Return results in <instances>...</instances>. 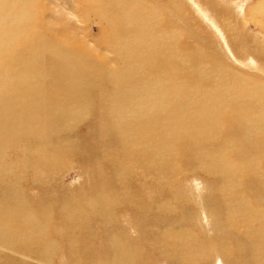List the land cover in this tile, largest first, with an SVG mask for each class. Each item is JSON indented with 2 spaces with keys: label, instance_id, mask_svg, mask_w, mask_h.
I'll use <instances>...</instances> for the list:
<instances>
[{
  "label": "bare ground",
  "instance_id": "obj_1",
  "mask_svg": "<svg viewBox=\"0 0 264 264\" xmlns=\"http://www.w3.org/2000/svg\"><path fill=\"white\" fill-rule=\"evenodd\" d=\"M40 1L0 0V182L5 185L6 191V195L0 197V264H16L11 260L12 252L21 256L23 264L32 261L38 264L52 263L49 257L51 248L46 250L49 242L44 237L50 229L49 221L41 218L32 208L30 204L35 203L31 199L26 200L22 187L26 186L27 181L40 187L36 183L41 182L43 185L50 175L69 165H78L84 170L87 155L94 151L87 145L89 142L96 146V150L104 148V153L111 149L112 153L108 151L105 157L110 159L111 155L117 163L128 157L144 158L152 168L160 169L158 171L161 173L155 169L154 177L169 185L179 180L180 176H186L181 159L183 150L188 146L194 149L195 154L190 156L194 159V168L211 174L213 170L218 171L219 159L207 152L206 143L217 141L223 132L227 134L231 126L236 127L240 147H237V155L220 161L223 178L215 191L227 204L220 207L225 226L234 232H241L255 261L263 264L264 207L245 188L251 173L256 178L253 169L261 167L257 162L264 159L263 77L260 81H247L244 75L223 65L205 49L204 52V47L199 44H191L194 57L190 59L180 51L181 55L178 54L176 42L185 34L179 28L191 20V10L184 6L186 1L75 0L82 1L83 6L79 11L71 9L73 13L86 11L87 15L83 19L90 17L100 25L103 34L95 46L104 52L101 54L95 53L78 36L71 34L72 27L68 22L46 20L43 10L40 12L39 9ZM249 12L258 16L260 12L264 13V0H258L256 6L244 12V21H249ZM73 13L70 15L78 18ZM168 17H174L175 23L165 19ZM219 19L227 31L231 22L227 19L228 24L225 25L223 17ZM198 28L188 29V35L201 37L197 33ZM263 44L264 38L263 43L259 44L261 48ZM223 50L227 56L231 49L227 46ZM109 53L114 56L112 60L107 56ZM177 58L182 61L176 62ZM249 61L252 59L249 58ZM110 64L114 66L110 67ZM250 65L253 66L251 62ZM228 73L232 77L224 78L225 82L221 83L219 76ZM170 77L179 78L181 82L176 81L169 86L161 84ZM102 80L105 85L101 84ZM212 88L215 90L210 91ZM219 89L225 95L218 96ZM96 91L102 98L103 112L100 113L96 107L97 99L93 97ZM92 119L94 124L86 132V137L77 135V138H71L78 126L92 123ZM235 144L230 137L221 141V146H230L233 151ZM252 155L253 158H249ZM76 157L82 158L83 164L75 163ZM105 157L102 161L99 159V169L103 168ZM170 168H173L172 173L168 171ZM125 172L122 171V174ZM156 181L149 191H154ZM124 194L133 198L129 192ZM7 196L13 200L8 201L5 199ZM120 197L121 201L123 196ZM133 200L129 202L133 204ZM253 201L259 206L254 205ZM129 202L127 204L131 205ZM107 204L106 207H109V202ZM157 208L165 216L175 213L173 208L170 211L168 202ZM97 217L101 219L98 224L103 227L110 222L107 220H111V217L101 214ZM209 225L206 229H209ZM75 229L79 232V226ZM121 231L124 233L123 229ZM132 233L119 234V237L117 233H103L101 242L106 253L101 255V260L92 257L87 264L135 263V256L141 250L133 248L132 243L127 244V237ZM182 237L185 241L181 244L188 239L187 243L191 245L194 240L192 232L184 228L160 233L157 242L162 240V243L157 250L165 252L170 249L168 240L178 244ZM41 238H44V246L39 244ZM68 239L70 246L79 242V237L68 235ZM96 239L97 235L94 234L92 240ZM217 243L219 247L214 258L218 256V251L219 254L223 251L225 254L221 259L231 262V244L228 248V241L221 239ZM149 248L147 246V250ZM108 249L112 254L108 253ZM178 251L160 256L174 257ZM205 251L202 249V252ZM148 252L151 254L150 249ZM208 257L211 258L210 255ZM75 263L78 264L79 259Z\"/></svg>",
  "mask_w": 264,
  "mask_h": 264
},
{
  "label": "rangeland",
  "instance_id": "obj_2",
  "mask_svg": "<svg viewBox=\"0 0 264 264\" xmlns=\"http://www.w3.org/2000/svg\"><path fill=\"white\" fill-rule=\"evenodd\" d=\"M181 2L185 3V5H183L187 7L189 11L191 10L189 14L191 20L186 21V25H182V28L181 26L180 28L178 26V28L182 29L183 33H185L183 34V36H181L180 39L178 38V42H176L177 49H179L177 51L178 54L181 55L182 53L184 57L187 56L186 58L190 59L194 57L191 44H199L204 47V52L206 50L208 53H211L213 56H215V58H217L223 65L230 67L236 72L238 71L237 73L241 75H244L243 78H245L247 81H260L262 77V79L264 80V47L261 48V45H259L263 43L264 38V13L260 12V16H258L256 14L253 15L249 12L247 15L249 21H244V17H242L245 16L244 12L247 11V9L250 10L253 8V6H256L258 0H178V3ZM39 5L40 12L43 10L44 18L46 20H51L53 22H68L72 27V31L70 33L78 36L81 40H83L87 45L86 47H91L97 54L104 53L98 50V46H95V42L98 39L102 38L103 34L100 30V25L90 17L83 19V17L87 15L86 11H81L80 14L76 12L73 13L72 11H79L83 6L82 1L41 0ZM237 5L240 6L238 7ZM240 11L242 12V14ZM70 13L77 14L78 18L71 16ZM219 17H223V20L226 21L224 22L225 25L228 24V21L231 22L230 26H228L227 31L222 25V20H220ZM260 18L262 19L261 21H256L260 20ZM165 19L169 20L171 23H175L174 17H168V19ZM190 23H192L193 25H188ZM231 24L235 25L233 28L234 31L232 30ZM194 28H198L199 31H197V33L201 37H197L195 35L194 37H190V35H188V29L190 30ZM236 36L239 38H237ZM220 40L223 42H221ZM224 46H228L229 50L231 49L230 52H228L227 56L224 53L226 51L223 50L225 49ZM179 51L181 53H179ZM107 56L111 58V60L114 58V56L110 53ZM249 58H251L252 61H249ZM175 60L176 62L182 61V59L180 58H177ZM250 62L253 64V66L250 65ZM113 66L114 64H110V67ZM226 77L229 78L232 77V75L229 73L227 75L222 74V76H219V81L221 83H224V78ZM176 81L181 82L179 78L178 80H176L175 77H170L165 78V80L161 84L169 86ZM101 84L105 85V81L102 80ZM213 90L215 89H210V91ZM95 93L96 95H94L93 97L97 99L96 107L98 113H100L103 112L102 98L99 96L98 91H96ZM223 95H225L224 91L220 90L218 92V96ZM100 100L101 103L99 104ZM91 122L92 123L89 124H87L86 122V124L84 123L82 126H78L72 132L71 138L75 139V136L77 138V135L86 137V132H88L93 127L94 119H92ZM236 135V127L231 126V129H228L227 134L223 132L222 136L219 137L217 141L206 143L207 152L214 154L219 159V165L217 167L219 168V172L213 170L212 174L206 172L203 169L201 171L194 168V159L190 158L191 155L195 154L194 149L188 146L187 149L183 150V159H181L183 162V165L181 167L182 170L185 169L184 172L186 173V176H180L181 178L179 180L169 185L160 181L159 178L157 179L156 177H154L156 176V171L158 173H161L158 171L160 169L156 167L152 168V165H150L144 158L135 156L132 159V157H128L123 158L119 163H117L111 158V155H109L110 159H107L105 157L108 151L109 153H112L111 149H106L107 151L106 153H104L105 149L103 147V150L101 149V151L96 150V146L90 144V142L87 145H90V147L94 151L89 152V154L87 155V164H83L84 160L80 157H76V159L74 160L75 163L79 162L83 164V168H85L84 170L78 165H69L62 171L55 172L54 174L50 175L49 179L43 182V185L41 182L36 183L40 184V187H37L32 182L27 181L26 186L22 187L26 200L28 201L29 199H31L35 203L30 204L32 208L36 209L38 215L41 218L43 217L45 220L49 221L48 228L50 229L46 231L44 237L47 238L49 242L47 243L46 250L48 251L51 248L50 252H52L53 254V256L51 253L49 255L51 262L53 264H72L73 259V264H77L75 263V260L78 261L79 259L78 264H87V262L92 260V257L93 259L99 258L101 260V255H104L106 253V248L102 245L104 238L103 233H117L116 236L119 237L121 234L134 232L132 233V235L127 237L129 240L126 238V240H128L127 244L132 243L131 246L133 248L139 251L141 250L143 252L140 251L135 256L136 261H134L135 263L133 264H261L260 262L255 261V256L252 254L250 246L246 244L243 234L239 231L234 232L232 230H229L225 226L222 219L223 214L220 210V207L227 204L223 202L222 197L215 191L216 186L221 183L223 178L222 163L220 161L226 159V157L231 158L237 155L236 151L237 147H240V143L238 142ZM225 137H230L235 141L236 144L233 145L235 146L233 147L235 151H233L230 146H221V141L225 139ZM225 148H227L228 150ZM93 152L95 155L92 154ZM103 157H105V160L103 162V168L105 169L102 168L104 171L98 168L99 159H101L102 161ZM249 158H253V155ZM257 163H259L261 167L260 169H253V173L256 174V178H253V174L251 173L249 176V180L245 183V188L251 195V197L257 199V202L264 207V159H261ZM86 169L89 171H86ZM121 170L123 172H126L122 174ZM172 170L173 168H170L168 171L172 173ZM88 173L90 174L88 175ZM153 173H155V175ZM90 175L92 176V178ZM121 175L123 176L121 177ZM87 176H90L89 178L91 179H87ZM155 181V188H153L155 192L149 191L152 189L151 187ZM124 183L125 185H123ZM90 184L95 188H92ZM260 184H262V186ZM4 187L5 185H2V183L0 182V197L6 195ZM99 187L100 190H98ZM116 187L120 188L117 189ZM102 189L104 190V193L106 192L107 196L102 193ZM124 192L131 193L133 198L131 196H126ZM104 195L106 197H104ZM120 196L123 197L121 198ZM119 197L121 198V201ZM135 197L137 200L134 199ZM117 198L118 200H116ZM5 199H8V201L13 200L11 196H7L5 197ZM133 199L136 201H134ZM147 199L149 202L147 201ZM108 200H110L111 202ZM114 200H116L117 204H115ZM129 200H133L134 203L131 204ZM107 202H109V207H106V205H108ZM121 202L123 205H126H124V207L122 204L119 205L121 206L119 209L118 204H120ZM128 202L131 205H128ZM165 202L169 203L170 211L173 209L175 211V213H173L171 216H165V214H161L158 212L157 206H160ZM257 202L253 201L254 205L259 206ZM110 203L113 204L111 205ZM127 206L130 208L128 209ZM155 206L156 209L154 210ZM125 208H127L128 210ZM104 210L106 211V213ZM63 214L65 216H63L62 218ZM99 214H101L103 217H111V220H107L110 222H108L104 227L101 226V224H98L99 221H101V219L97 217ZM49 219H51V221ZM121 222L125 223H123L122 225ZM208 225L209 229H206ZM77 226H79V232H77L75 229ZM183 228L187 232H192L194 240H192L191 245L187 243L188 239L184 244H181L185 241V239H183L182 237V239L179 240L178 244H173L168 240L171 245H169L168 247L170 249H167L165 252L162 253L160 249L157 250V247L162 243V240L157 242V237L160 233H163L166 230L176 231ZM121 229L124 230V233L123 231H121ZM91 230L97 231L92 232ZM94 234L97 235V241L92 240V236ZM204 234L206 235V237ZM68 235L71 237H79V242L76 245L70 246ZM154 238L156 239L154 240ZM220 239L228 241V248L231 244V247L229 248L233 257L231 262H227L226 260L221 259L223 254H225L223 251L220 254L218 251V256L214 258L216 248L219 247L217 241ZM43 240L44 238H41L39 240V244L44 246V244L42 243ZM145 244L146 246H142ZM147 246L148 248L150 247L149 249L151 254H149V249L147 250ZM203 246L205 248H201ZM151 249L155 251H152ZM202 249L203 251L204 249L206 250L205 253L202 252ZM107 251L108 253H111L110 249H108ZM157 251L158 253L156 254ZM176 251L178 252L174 255V257L165 258L160 256L172 255V253ZM208 251L211 254H209ZM71 252L73 258L71 256ZM15 255L17 256L14 257ZM141 255H143L144 257ZM189 255H191V257ZM208 255H210L211 258H209ZM12 256L13 258H11V260H13V262H15L16 264L18 262L23 264V260L17 252H12ZM68 257L70 259H68ZM87 257L89 259H87ZM205 261L207 262L205 263ZM262 263L264 264V262ZM29 264L38 263L37 261H32Z\"/></svg>",
  "mask_w": 264,
  "mask_h": 264
}]
</instances>
